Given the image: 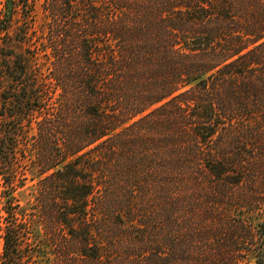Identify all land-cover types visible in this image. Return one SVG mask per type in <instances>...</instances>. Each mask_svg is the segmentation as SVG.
I'll use <instances>...</instances> for the list:
<instances>
[{
    "label": "trees",
    "instance_id": "16d2710c",
    "mask_svg": "<svg viewBox=\"0 0 264 264\" xmlns=\"http://www.w3.org/2000/svg\"><path fill=\"white\" fill-rule=\"evenodd\" d=\"M4 8L1 264L47 230L51 264H264V0ZM20 135L40 177L28 214Z\"/></svg>",
    "mask_w": 264,
    "mask_h": 264
},
{
    "label": "rangeland",
    "instance_id": "374dc122",
    "mask_svg": "<svg viewBox=\"0 0 264 264\" xmlns=\"http://www.w3.org/2000/svg\"><path fill=\"white\" fill-rule=\"evenodd\" d=\"M6 0H0V21L4 18V4ZM13 25L11 29L9 30V35H14V27ZM2 36H0V44H2ZM9 57H5L0 52V72L3 69L6 71V66L9 65ZM8 79L4 77V79L0 80V134H3V130L6 129V122H7V116H2L1 114L3 112L8 113V108L4 110L2 99H1V93L4 88H2L1 85L7 84ZM34 121V120H33ZM31 122L28 128L26 130H29L28 136L36 134V125L34 122ZM23 125L25 126L26 123L23 122ZM17 140L19 141V148L16 151V164H17V174L15 178L12 181V184L14 186L13 190V196L15 197V204H19L20 207V213L23 214L34 212L35 210V197L37 195V189L39 185L40 177H36L33 174L24 173V170H28V166L25 167L27 160L25 157L30 156L31 147L26 146V142L24 140V137L20 135L17 137ZM3 190V188H1ZM3 199H0V264L4 252V235L6 230V214L5 209L2 206ZM36 212L35 217L36 219ZM19 219H23L21 217H18ZM8 224V223H7ZM36 229L39 227V225H35ZM35 231V229H34ZM49 230H47L43 236H34L36 235L33 233L29 237H22L21 240L22 243L20 244V252L17 256L21 255L20 263L21 264H51L52 262V239L51 235L49 234ZM40 234H43V232H40ZM42 238V239H41ZM41 239V240H40ZM41 243V244H40ZM26 245L31 247L25 248ZM39 245H42L41 249H39ZM31 255V256H30ZM30 256V257H28ZM34 262V263H33Z\"/></svg>",
    "mask_w": 264,
    "mask_h": 264
}]
</instances>
